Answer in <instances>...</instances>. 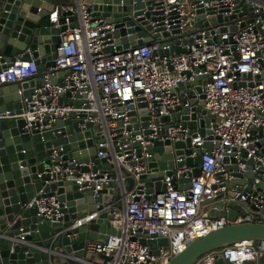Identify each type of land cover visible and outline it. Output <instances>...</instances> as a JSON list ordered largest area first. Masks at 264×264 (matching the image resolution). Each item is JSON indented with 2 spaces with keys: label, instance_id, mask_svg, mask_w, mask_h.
<instances>
[{
  "label": "built area",
  "instance_id": "1",
  "mask_svg": "<svg viewBox=\"0 0 264 264\" xmlns=\"http://www.w3.org/2000/svg\"><path fill=\"white\" fill-rule=\"evenodd\" d=\"M139 3L143 6L136 9ZM99 4L112 5L109 15L106 9L99 13ZM243 6L251 10L245 13ZM61 17L66 29L60 34L55 66L46 69L43 81L32 87L31 94L24 95L20 86V107L0 110V120L23 119L25 132L52 128L58 120H83L81 127L87 122L98 125L97 155L105 156V163L96 168L63 147H54L51 157L56 163L46 171L48 183L73 180L79 190L92 188L94 198L106 187L113 190L108 202H95L96 210L85 211L71 227L87 225L107 211L114 216L111 224L116 234L104 240H87L85 255L89 258L75 256L73 262L166 264L194 238L213 228L264 222V190L258 187L264 179V76L258 77L264 72V0H74L55 5L51 24L60 27ZM129 20L136 23L128 25ZM243 21L246 24L241 26ZM137 25L153 41L126 47L125 43L138 34L130 32ZM233 26L237 29L231 30ZM121 29L126 32L117 37ZM124 37L126 42H117ZM37 75L35 58L20 55L8 61L0 55V87ZM196 78L202 92L194 89L192 97L204 101L202 108L209 113L202 116L211 119L212 133L204 136L198 129L193 137L181 124L156 123L188 96L178 89L179 84ZM140 100L147 103L148 121L142 119ZM131 106L136 120H132ZM163 128L166 134L160 136ZM189 137L193 155L196 146L204 150L201 173L191 175L190 187L183 190L185 182L179 179L189 177L193 167H176L173 175L164 176L165 191L157 192L153 184L149 192L140 176L148 170L153 156L150 147L157 140L175 142ZM206 142L212 144L211 149L204 147ZM226 155H230L228 162ZM249 165L254 173L263 169L253 180L252 190H247V183L229 189L236 174H244ZM173 176L177 177L175 185ZM131 179L133 184L127 185ZM112 182L114 188L109 186ZM219 192L223 195L217 201L224 204L225 213L229 204L238 203L247 214L235 220L226 215L210 218L204 203L217 202ZM27 207H36L39 215L51 221L63 217L57 195L40 192ZM159 236L168 237L170 243L168 249L160 247V256H155L142 240ZM262 255L261 248L246 241L211 251L196 264H215L220 256L233 264H244Z\"/></svg>",
  "mask_w": 264,
  "mask_h": 264
},
{
  "label": "water",
  "instance_id": "2",
  "mask_svg": "<svg viewBox=\"0 0 264 264\" xmlns=\"http://www.w3.org/2000/svg\"><path fill=\"white\" fill-rule=\"evenodd\" d=\"M95 1L112 3V0ZM56 4V0H0V55L8 61L20 55L23 58L33 57L38 66V75L33 79L0 87V110L19 108L21 105L19 87H22L24 95L31 94L32 87L43 81L46 69L49 66H55L57 48L61 43L60 34L66 29V25L63 24L64 17L60 18V27L51 24L50 14ZM142 6L143 4L139 3L135 8L139 9ZM96 8L99 13L102 9H106L105 14L109 15L108 10L112 9V5L105 7L99 4ZM242 10L247 13L251 8L243 6ZM136 13L140 14L141 11L138 10ZM212 21H215L214 18ZM135 23L133 20L128 21V25ZM144 23L143 21L142 24ZM245 24L246 21H243L241 26ZM199 25L202 23L199 22ZM226 29V27L223 28L224 31ZM236 29V26L231 27V30ZM134 31H138V34L131 37L133 39L131 42H126V37L117 39V42L124 41L125 46L128 47L153 41V37L148 36L147 31L140 25L130 30V32ZM125 32L121 29L116 32V36L124 35ZM178 52L181 50L178 49ZM261 76H264V72L258 75V77ZM53 81L56 82L55 79ZM198 82L199 78L188 83H180L178 89L188 93L183 104L169 114L156 119L155 122L181 124L182 127L190 129L189 133L193 137L196 136L198 129L204 136L212 133L211 119L202 116L209 113L202 108L204 101H198L192 97L194 89L202 92ZM138 106L142 108L140 110L142 119L148 121L149 111L144 108L147 103L140 100ZM130 108L132 120H136V112L132 106ZM80 122L83 120H58L52 128L25 132L23 119L0 120V264H68V260L59 254L72 253L78 257H84L87 240H104L107 235L116 234L111 224L114 216L107 211L87 225L71 227L76 219L85 215V211L96 210L95 202H108L113 194L112 189L108 190L106 187L100 191L101 195L94 198L92 188L79 190L77 183L73 180L47 182L50 179V175L46 173L49 171L47 167L56 163L51 157L54 147H63L65 151L82 161L94 163L96 168L101 162H106L105 156L97 155L100 131L98 125L87 122L84 127H81ZM134 127L137 128L138 125L135 124ZM149 132L151 130L147 133ZM164 134H166V128L160 131V136H165ZM204 147L211 149L212 144L206 142ZM203 151L196 146V155H193L191 137L185 141L175 142L169 139L157 140L155 146L150 147L153 156L148 170L142 172L140 176L141 181L145 182L149 192L152 191L153 184L157 192H163L167 189V184L163 181L164 176L173 175L176 167L186 165L193 167V171L189 177L179 179L185 182L181 186V189L185 190L191 185V175L197 176L201 173L199 165ZM229 160L230 155H226L225 161ZM229 168L233 167L229 166ZM263 169L254 173L249 165L244 174H236L229 189L235 188L237 184L247 183V190L251 191L253 180L263 173ZM176 183L177 177L173 176L172 184ZM132 184L131 179L129 185ZM109 186L114 188L116 185L112 182ZM258 187L264 190V179L261 178ZM107 191L108 194H105ZM40 192L44 196H58L63 217L57 221H51L39 215L36 207H27L28 202ZM222 195L219 192L216 201ZM211 202L204 203L205 212L210 218H221L226 215L229 219L235 220L238 215L247 214L242 204H229L225 213L222 202ZM246 202L248 204L249 200ZM246 241L254 242L258 248H261L263 255L255 262L247 261L244 264H264V222L259 221L226 224L213 228L207 234L194 238L183 250L174 254L166 264H196L211 251ZM142 243L150 246L153 255L160 256V247L168 249L170 242L168 237L159 236L156 239H143ZM215 264L233 263L220 256Z\"/></svg>",
  "mask_w": 264,
  "mask_h": 264
},
{
  "label": "crops",
  "instance_id": "3",
  "mask_svg": "<svg viewBox=\"0 0 264 264\" xmlns=\"http://www.w3.org/2000/svg\"><path fill=\"white\" fill-rule=\"evenodd\" d=\"M67 2H70V1H67ZM127 185H129V182L128 181H127ZM68 255H70V258L69 259H66V260H68V264H71L74 261L72 258H74L76 255H74L72 253L71 254H68ZM84 257L89 258V255L86 254Z\"/></svg>",
  "mask_w": 264,
  "mask_h": 264
},
{
  "label": "rangeland",
  "instance_id": "4",
  "mask_svg": "<svg viewBox=\"0 0 264 264\" xmlns=\"http://www.w3.org/2000/svg\"><path fill=\"white\" fill-rule=\"evenodd\" d=\"M67 1H74V0H56L57 3H64V2H67Z\"/></svg>",
  "mask_w": 264,
  "mask_h": 264
},
{
  "label": "trees",
  "instance_id": "5",
  "mask_svg": "<svg viewBox=\"0 0 264 264\" xmlns=\"http://www.w3.org/2000/svg\"><path fill=\"white\" fill-rule=\"evenodd\" d=\"M64 3H67V2H64ZM71 264H76L75 262H72Z\"/></svg>",
  "mask_w": 264,
  "mask_h": 264
}]
</instances>
